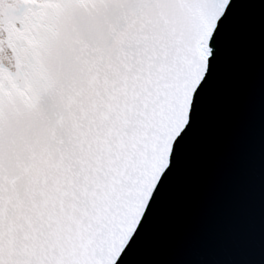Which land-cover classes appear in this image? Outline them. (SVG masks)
<instances>
[{
	"label": "snow or ice",
	"instance_id": "1",
	"mask_svg": "<svg viewBox=\"0 0 264 264\" xmlns=\"http://www.w3.org/2000/svg\"><path fill=\"white\" fill-rule=\"evenodd\" d=\"M250 31L264 188V0H0V264H150Z\"/></svg>",
	"mask_w": 264,
	"mask_h": 264
},
{
	"label": "water",
	"instance_id": "2",
	"mask_svg": "<svg viewBox=\"0 0 264 264\" xmlns=\"http://www.w3.org/2000/svg\"><path fill=\"white\" fill-rule=\"evenodd\" d=\"M255 18H249L250 25ZM140 259L150 264H264L259 37L250 31Z\"/></svg>",
	"mask_w": 264,
	"mask_h": 264
}]
</instances>
